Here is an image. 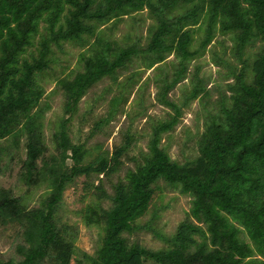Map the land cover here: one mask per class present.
<instances>
[{"label":"trees","instance_id":"1","mask_svg":"<svg viewBox=\"0 0 264 264\" xmlns=\"http://www.w3.org/2000/svg\"><path fill=\"white\" fill-rule=\"evenodd\" d=\"M142 12L151 20L144 44L139 35L114 36L121 22ZM86 22L106 26L80 54L75 69L45 94L37 78L50 68L52 46L60 48L62 42L91 33ZM40 24L45 33L37 55L26 59ZM218 36L231 42L233 61L215 59L231 81L213 112L205 115L195 156L179 163L160 141L179 123L190 101L208 97L199 67L181 106L168 94ZM170 56L174 60L168 62ZM135 61L141 66L90 135L114 118L142 71L154 72L146 81H156V100L173 115L152 126L141 162L107 195L98 177L117 170L136 137L127 131L110 157L93 156L84 143L71 140L70 126L88 90L105 78L115 82ZM57 93L64 100L62 117L51 135L54 153L47 154L44 118ZM20 149L19 181L27 189L44 191L28 207L25 193L15 196L0 188V226L16 225L22 239L17 259L0 264H71L73 258L75 264H264V0H0V174ZM79 177L98 181L90 185L94 200L78 214L85 226L97 228L100 239L92 255L80 253L82 259L75 257L74 227L58 217L66 188ZM158 181L191 198L188 219L170 235L136 223L147 212ZM140 230L165 246L150 250L125 237Z\"/></svg>","mask_w":264,"mask_h":264},{"label":"rangeland","instance_id":"2","mask_svg":"<svg viewBox=\"0 0 264 264\" xmlns=\"http://www.w3.org/2000/svg\"><path fill=\"white\" fill-rule=\"evenodd\" d=\"M150 23L151 20L148 19L146 12L136 14L121 22L114 36L119 38L126 34L139 35L141 43L144 44L146 27ZM86 24L91 26L92 32L84 34L81 40L62 42L60 48L52 46L50 68L37 78L38 85L43 88L45 94L53 90L57 79L66 76L75 69L80 54L88 50L97 31L106 26V24L103 25L99 22H86ZM44 29L45 24H40L39 33L34 37L32 46L28 48L27 53L24 55L26 59L37 55L38 43L45 33ZM230 47L231 42L227 37L218 36L203 56L190 62L186 79L178 83L168 94V99L181 106L184 95L190 90V82L195 69L199 67L198 76L203 79L202 82L208 97L203 100L198 98L190 101L182 109L179 123L172 131L163 134L160 141V146L165 148L170 157L179 163L195 156V142L197 134L203 130L205 115L210 110L213 112L219 94L225 90L226 83L231 81H227L223 77V73L227 71L226 67L223 65L217 66L215 60L216 58H223L230 62L233 61L230 58ZM173 60L172 56L168 58V62ZM140 66L141 64L135 61L118 73L115 82L105 78L92 86L80 101L77 114L70 126L69 136L71 140L74 143H84L85 148L93 156L99 153H107V156L110 157L114 147L122 144L124 134L127 131L136 137L137 142L119 160L117 170L107 178H102L101 175L98 177L102 180V188L107 195H112L114 185L118 181L124 180L126 171L134 170L135 166L141 162L140 157L147 150L152 126L159 121L169 119L173 115L169 108L157 102L158 88L156 81H146V78L150 79L154 72L152 70L142 71L140 72V80L126 92V103L120 104L114 118L103 124L101 129L94 135H90L94 123L105 118L109 112L111 100L120 93L121 86L127 82L126 79ZM164 68L170 72L169 64ZM63 102L60 93L53 95L49 100L50 110L47 111L44 118V138L48 148L47 154L54 153L51 135L62 117ZM23 158L24 151L20 149L16 152L15 160L8 162L0 174V188L12 190L15 196L25 193V197L28 198L27 206L33 207L44 189L43 187L27 189L19 181L20 163L18 159ZM91 183L97 185L98 181L95 177L91 179L76 178L66 188L58 211L59 220L73 226L74 231H76L75 244L78 253L75 257L77 259H82L80 254L82 252L92 255L100 239L97 228L85 226L78 214L84 206L94 200L92 196L93 189L90 188ZM153 189L154 194L148 210L136 223L138 225L149 224L161 233L170 235L179 223L188 219L191 198L167 187L163 181H158ZM108 205V201L102 202L103 207ZM19 234L20 231L16 225L0 226V260L17 259L15 249L17 244L22 241ZM125 237L129 242L138 243L150 250H159L165 246L161 241L155 239L150 232L144 230L125 235ZM243 238L247 240L244 235ZM75 261L73 258L71 264H75Z\"/></svg>","mask_w":264,"mask_h":264}]
</instances>
